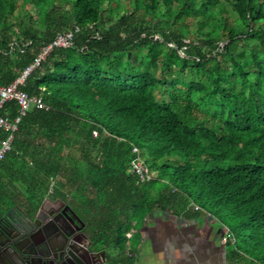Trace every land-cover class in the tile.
<instances>
[{"label": "trees", "instance_id": "1", "mask_svg": "<svg viewBox=\"0 0 264 264\" xmlns=\"http://www.w3.org/2000/svg\"><path fill=\"white\" fill-rule=\"evenodd\" d=\"M76 28L20 87L50 108L26 112L0 161V212L90 209L107 264H135L155 212L206 213L230 263L264 264V0H0V87Z\"/></svg>", "mask_w": 264, "mask_h": 264}, {"label": "flooded vegetation", "instance_id": "2", "mask_svg": "<svg viewBox=\"0 0 264 264\" xmlns=\"http://www.w3.org/2000/svg\"><path fill=\"white\" fill-rule=\"evenodd\" d=\"M50 203L36 213L0 212V264H107L92 250L90 209L68 199Z\"/></svg>", "mask_w": 264, "mask_h": 264}, {"label": "crops", "instance_id": "3", "mask_svg": "<svg viewBox=\"0 0 264 264\" xmlns=\"http://www.w3.org/2000/svg\"><path fill=\"white\" fill-rule=\"evenodd\" d=\"M199 217L155 212L140 230L135 264H232L222 229L217 236Z\"/></svg>", "mask_w": 264, "mask_h": 264}, {"label": "built area", "instance_id": "4", "mask_svg": "<svg viewBox=\"0 0 264 264\" xmlns=\"http://www.w3.org/2000/svg\"><path fill=\"white\" fill-rule=\"evenodd\" d=\"M78 31L79 28H76L74 31L59 34L55 41L47 46L35 58L34 62L24 71L21 77H19L14 83L9 86L0 87V128L9 133V137L6 140L0 142V161H2L5 158L6 154L10 151L14 139V134L18 131V126L26 112L32 106L44 110H48L50 108L45 104L43 96L30 97L28 94L20 90V87L24 85V82L30 75V73L41 65V63L46 59V57L54 48H71L73 46L74 35ZM13 100L18 102L20 109L19 115L16 118L11 119L8 116L2 114L1 110L6 102ZM94 136L97 137L98 133L94 132ZM133 151L134 153H138L137 148H135ZM130 172L139 176L142 181L150 180L152 178L148 166L145 164V161L139 156L132 161ZM194 210L198 211L199 207L195 205Z\"/></svg>", "mask_w": 264, "mask_h": 264}, {"label": "rangeland", "instance_id": "5", "mask_svg": "<svg viewBox=\"0 0 264 264\" xmlns=\"http://www.w3.org/2000/svg\"><path fill=\"white\" fill-rule=\"evenodd\" d=\"M182 78L185 80H191L193 77L189 72H185L182 75ZM191 207H194V205L192 204ZM206 216L204 218H202L200 221H198V224L200 225V227L205 226V220H207L208 222L206 223L207 225H209L213 231V234H215V236L218 235V233L221 231L223 225L221 223V221L215 217H210L208 214L204 213ZM149 221V219H148ZM223 222V221H222ZM225 231V229L223 230ZM223 237V241L224 243L226 242L227 239V235H225V233H222L221 235ZM226 251L229 252V249L226 247Z\"/></svg>", "mask_w": 264, "mask_h": 264}]
</instances>
